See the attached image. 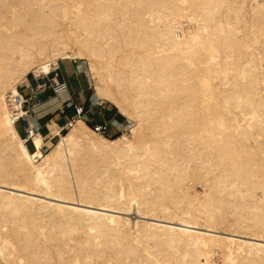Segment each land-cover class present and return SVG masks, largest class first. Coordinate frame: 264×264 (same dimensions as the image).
Returning a JSON list of instances; mask_svg holds the SVG:
<instances>
[{
    "label": "bare ground",
    "instance_id": "bare-ground-1",
    "mask_svg": "<svg viewBox=\"0 0 264 264\" xmlns=\"http://www.w3.org/2000/svg\"><path fill=\"white\" fill-rule=\"evenodd\" d=\"M64 62L121 133H18ZM0 207V264H264V0H0Z\"/></svg>",
    "mask_w": 264,
    "mask_h": 264
},
{
    "label": "crops",
    "instance_id": "crops-1",
    "mask_svg": "<svg viewBox=\"0 0 264 264\" xmlns=\"http://www.w3.org/2000/svg\"><path fill=\"white\" fill-rule=\"evenodd\" d=\"M65 64L66 63L60 64L59 70L61 72V75L55 79V82H57L63 78V80H65L68 83V88L66 90H64L60 95H56V96L49 95L48 96V98H51L52 100L47 102V105H48L47 106L48 107L47 113H50V112L52 114L56 113L55 117H51L52 119H50L49 122L55 120L54 122L57 123V125L59 127H61L63 125V123L65 122V119H66L65 115L62 112H64L70 104L84 105V104H87L88 102L91 101L94 109L93 110H87L84 117H83V120L87 124H89L90 126H92L95 123H101L104 121H109L111 126H110V129L107 132V134L108 135L117 134L118 133L117 129L118 128L122 129L123 125H125V123L127 122V117L124 116L123 114H121L119 111L118 112L114 111L113 107H110L106 104L103 106H98V102H94V96L90 97L88 92L86 93V91L88 90V82L79 77V74L80 73L82 74L83 70H77L76 67L71 66L72 64L71 65L66 64V65H69L70 67H72V73L69 74V73H66V71H65V67H66ZM22 92L27 94L26 91H22ZM88 97H90L89 101H88ZM64 102L67 105V106H65V108H63V106H62V104ZM59 109L61 111H59ZM69 110L70 109H68L67 113L69 112ZM72 112H73V107H72V110L67 115L72 114ZM62 119H63V122H60ZM29 121H30L31 129H32V127H35L37 125V123L40 124V122H41L44 125L47 122V121L46 122L44 121V115H41V114L40 115L37 114L36 116H35V114L30 115ZM23 123H24L23 129L18 128V126L15 125L16 129L20 135H21L22 131L25 132V130H26V121H23ZM52 129L56 130V126H52L51 130ZM55 135H53V136H55ZM21 136H25V135H21ZM48 141H50V140H48ZM45 144H46V142H45ZM32 146H33V143H32ZM33 149H34V146H33Z\"/></svg>",
    "mask_w": 264,
    "mask_h": 264
},
{
    "label": "built area",
    "instance_id": "built-area-1",
    "mask_svg": "<svg viewBox=\"0 0 264 264\" xmlns=\"http://www.w3.org/2000/svg\"><path fill=\"white\" fill-rule=\"evenodd\" d=\"M54 75L58 76L57 74H54ZM66 87H67V82L63 79H60L57 82H55V81L53 82L52 79H50V78L48 81L44 80L39 85V88L28 93L26 106L28 107L30 112L34 113V111H35L34 107L36 105H40L42 103V99L40 97V94L42 95L44 93H47L49 88H51L52 92L54 94H56L59 90L66 88ZM15 98L18 102L21 100V97L19 94L16 95ZM98 106H103V103L99 102ZM70 107H73V112H72V114L67 115V111H68V109H70ZM93 109L94 108H93L91 101L88 102L87 104H84V105L70 104L68 106V108L64 112H62L65 115L66 121L61 126L60 130L63 131L64 129L69 128L70 126H72V124L77 119H83L87 110H93ZM10 115H11L12 121L15 122L16 125H18L19 122H21V121H26L25 135H30L32 133V129H31V127H30V125L26 119V116L24 114H22L21 110H13L12 109ZM110 126H111V124L109 121H104L101 123H95L91 127L97 132L107 134V132L110 129ZM40 127H41L40 124L37 123V125L35 126V129H40ZM117 130H118V132L122 131V129H120V128H118Z\"/></svg>",
    "mask_w": 264,
    "mask_h": 264
},
{
    "label": "rangeland",
    "instance_id": "rangeland-1",
    "mask_svg": "<svg viewBox=\"0 0 264 264\" xmlns=\"http://www.w3.org/2000/svg\"><path fill=\"white\" fill-rule=\"evenodd\" d=\"M180 35H182L183 36V33L182 32H178ZM65 63V62H64ZM66 65V64H65ZM83 67H84V69L86 70V64L85 63H83ZM84 69H82L83 71H84ZM65 71H66V73H72V67H70L69 65H66V67H65ZM84 74V73H83ZM58 76H56V75H54V74H52V75H49V78L50 79H52V81L54 82L55 81V79L57 78ZM88 78V77H87ZM63 79V78H62ZM47 80H49V79H47ZM42 82L44 81V79H42L41 80ZM29 83H30V81H28ZM87 82H88V90L86 91V93L88 92V94H89V96L91 97V96H93V89H92V82H91V80L90 79H88L87 80ZM91 87V88H90ZM27 88H28V84H27V82H25V83H23L22 85H21V91H26L27 90ZM47 94H49V95H51V96H54V94H53V92H52V89L51 88H49L48 89V91H47ZM27 96H28V93L26 94V97H25V99H23L22 101L23 102H25V100H27ZM90 97H88V101L90 100L89 98ZM65 103V102H64ZM62 104V106H63V108H65V106H67L66 105V103L65 104ZM110 105V103H103V105ZM110 107H113L114 108V111H116V112H118V110L114 107V106H110ZM72 110V107H70V110H69V112ZM59 111H61L60 109H59ZM68 112V113H69ZM67 113V114H68ZM33 114H41L40 113V111L38 112V113H33ZM55 114L56 113H54V114H52L51 112L50 113H44V121L46 122L44 125H46L49 121H50V119H52L51 117H55ZM42 120V119H41ZM66 120V119H65ZM55 121V120H54ZM60 122H63V119L60 121ZM44 125L40 122V130H42V128H44ZM23 126H24V123H23V121H21V122H19V124H18V128H21V129H23ZM122 130H124L123 129V127H122ZM52 131V133H53V135H55L56 134V130H54V129H52L51 130ZM126 131H128V130H126ZM65 132H67V130L66 129H64L63 131H62V133H65ZM122 132V131H121ZM121 132H118L117 134H119V133H121ZM25 134V132L24 131H22L21 132V135H24ZM117 134H115V135H117ZM105 135H107V136H109V137H112V136H115V135H108V134H105ZM57 136H53V138H52V140H50V141H48L49 139H46V144L44 145V147H43V151H48L52 146H53V143L57 140ZM28 146H29V148H30V150H32L33 149V146H32V143H31V141H29L28 142ZM195 190L197 191V192H200L201 194H203V192H204V189H203V187L201 186V185H196V188H195ZM202 191V192H201ZM0 210L4 213V215L5 216H7V217H12V214H13V208L12 207H9V208H2V207H0ZM6 211V212H5ZM11 213V214H10ZM132 217H134V216H136V215H134V214H132L131 215ZM212 258H214L213 260H215V261H219V259H220V255H219V253H215V254H213V256H212Z\"/></svg>",
    "mask_w": 264,
    "mask_h": 264
}]
</instances>
